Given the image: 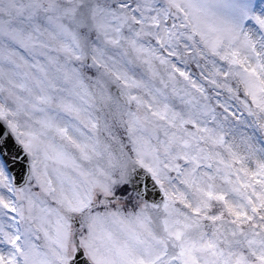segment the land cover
I'll use <instances>...</instances> for the list:
<instances>
[{
  "label": "snow or ice",
  "instance_id": "1",
  "mask_svg": "<svg viewBox=\"0 0 264 264\" xmlns=\"http://www.w3.org/2000/svg\"><path fill=\"white\" fill-rule=\"evenodd\" d=\"M0 264H264V0H0Z\"/></svg>",
  "mask_w": 264,
  "mask_h": 264
}]
</instances>
